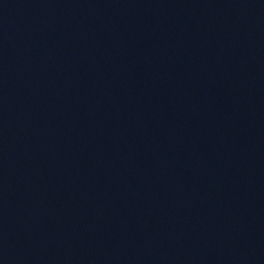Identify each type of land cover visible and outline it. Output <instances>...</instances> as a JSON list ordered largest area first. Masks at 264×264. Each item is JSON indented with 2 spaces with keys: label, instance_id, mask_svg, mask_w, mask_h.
<instances>
[{
  "label": "water",
  "instance_id": "obj_1",
  "mask_svg": "<svg viewBox=\"0 0 264 264\" xmlns=\"http://www.w3.org/2000/svg\"><path fill=\"white\" fill-rule=\"evenodd\" d=\"M0 264H264V0H0Z\"/></svg>",
  "mask_w": 264,
  "mask_h": 264
}]
</instances>
